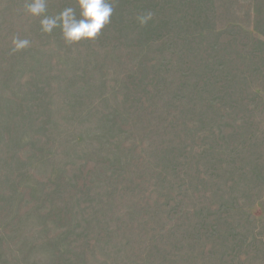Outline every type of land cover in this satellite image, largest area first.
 Instances as JSON below:
<instances>
[{
  "label": "rangeland",
  "instance_id": "obj_1",
  "mask_svg": "<svg viewBox=\"0 0 264 264\" xmlns=\"http://www.w3.org/2000/svg\"><path fill=\"white\" fill-rule=\"evenodd\" d=\"M182 1L144 47L118 0L72 44L40 19L76 0H0V264H264V0Z\"/></svg>",
  "mask_w": 264,
  "mask_h": 264
},
{
  "label": "clouds",
  "instance_id": "obj_2",
  "mask_svg": "<svg viewBox=\"0 0 264 264\" xmlns=\"http://www.w3.org/2000/svg\"><path fill=\"white\" fill-rule=\"evenodd\" d=\"M77 8L67 7L58 16H43L41 29L50 33L59 27L63 39L72 44L84 40H93L103 28L110 23L114 11L110 0H76ZM25 8L32 16H41L46 11L45 0H25ZM151 13L138 17L141 25L147 23ZM27 40L19 41L17 47L28 44Z\"/></svg>",
  "mask_w": 264,
  "mask_h": 264
},
{
  "label": "trees",
  "instance_id": "obj_3",
  "mask_svg": "<svg viewBox=\"0 0 264 264\" xmlns=\"http://www.w3.org/2000/svg\"><path fill=\"white\" fill-rule=\"evenodd\" d=\"M173 0H118V5L122 11V13L125 12L124 8H129L132 9V15H133V19L137 22L138 24V32H141L139 35L143 38V42H141L140 46H144V47H150L152 45V42H150L149 44V40H151L154 35V33H160V25L158 24L157 20L154 21L153 17L151 16V18L147 21V23L141 25L139 23L138 17L142 16V15H146L147 11L149 8H151V10H158L160 12L165 13V10L172 4ZM185 3L189 4V3H194L193 5H195L194 9H195V15L196 16H200L202 13H205V9L202 5L204 4H210V0H183L182 1V5H184ZM176 4H178L176 2ZM153 5H156L155 7L152 8ZM157 7V8H156ZM117 6H116V10H117ZM123 8V9H122ZM156 8V9H155ZM115 12V11H114ZM118 13H120V11H117ZM121 14V13H120ZM207 14V12H206ZM193 15V17L196 19V16ZM42 16H48L49 15H42ZM122 16V15H121ZM120 18V15H119ZM41 20V19H40ZM112 21V19H111ZM157 22L156 26H153L154 23ZM112 25L114 24V22H110L108 25ZM40 27H41V23H40ZM55 31L61 32V29L59 27L53 29ZM144 32V33H143ZM258 34H260V31H256ZM44 35V33H42ZM158 45V44H157ZM20 58V54H18V56L16 57V59L14 61H18V59ZM14 58H12L13 60ZM63 65V69H67L68 66L65 64ZM193 71L192 69L188 68L186 69V72H184V74H191ZM83 77H86L85 75ZM202 79V75H200L199 79L197 80V84L193 87L192 89V94H190L191 99L192 100H197L199 99V95L201 94L200 92L205 91L206 89H208L209 85H208V80H205V78L203 79V81L201 83L200 80ZM214 86L211 85V89L214 90H223L224 88H213ZM221 87V86H219ZM226 91V90H225ZM200 93V94H198ZM189 93L186 92V96ZM12 102V101H11ZM213 100H209V98H205L203 101V108H206L207 106L211 107L213 105ZM16 108H14V110L16 111L14 114L10 115L9 119L7 120L6 123L3 122V126L4 129L2 131V133L0 134V142H6L8 144V146H11L12 144V135L11 132L16 133L17 136H19L18 131L16 132V130L12 129V125H13V121L12 118H16V114H20L22 115V113L24 112V103H20L18 104V102H16ZM31 106V105H30ZM198 104H194L192 105L193 108H197ZM32 107V106H31ZM29 126L32 125V123L30 121H28ZM82 138V137H81ZM19 142L23 141V137H19ZM18 141L16 142V144H18ZM14 144V143H13ZM0 179H12L10 177H8V174L0 177ZM16 178H13V184H16ZM20 188L19 185L16 184V187L14 188V192H11V195L8 197V195L6 197V200H12L15 198V196L17 195V193H20ZM5 197V196H4Z\"/></svg>",
  "mask_w": 264,
  "mask_h": 264
}]
</instances>
